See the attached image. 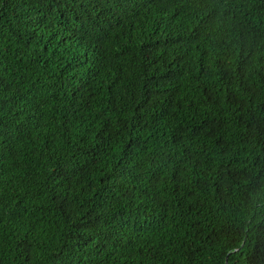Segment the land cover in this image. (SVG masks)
Wrapping results in <instances>:
<instances>
[{
    "label": "trees",
    "instance_id": "16d2710c",
    "mask_svg": "<svg viewBox=\"0 0 264 264\" xmlns=\"http://www.w3.org/2000/svg\"><path fill=\"white\" fill-rule=\"evenodd\" d=\"M0 264H264V0H0Z\"/></svg>",
    "mask_w": 264,
    "mask_h": 264
}]
</instances>
